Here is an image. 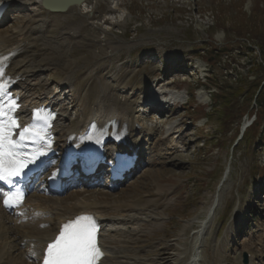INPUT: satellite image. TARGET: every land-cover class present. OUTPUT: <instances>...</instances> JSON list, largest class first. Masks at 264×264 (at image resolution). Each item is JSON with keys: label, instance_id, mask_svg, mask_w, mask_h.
Instances as JSON below:
<instances>
[{"label": "rangeland", "instance_id": "374dc122", "mask_svg": "<svg viewBox=\"0 0 264 264\" xmlns=\"http://www.w3.org/2000/svg\"><path fill=\"white\" fill-rule=\"evenodd\" d=\"M86 3L87 13L75 6L50 13L27 9L0 22V36L12 43L19 28L45 17L50 37L64 28L72 32L83 21L74 40L66 41L77 64L74 87L66 89L69 127L87 116L102 95L105 105L126 103L133 116L152 96L174 101L172 96L179 95L166 108L151 105L139 114V124L145 119L144 127L152 132L151 143L173 140V148L164 156L157 151L151 163L134 167L113 187L102 173L98 180L89 179L91 185L78 179L79 186L68 187L62 200L69 206L82 199L107 203L118 219L107 220L116 231L104 236L130 234L119 247L123 253L114 255L123 263L184 264L196 250L208 248L219 264H264V138L250 145L240 140L243 125L256 112L257 123L246 128L255 138L264 134V105L258 109L255 99L249 100L246 110L247 96L233 103L211 96L225 94L239 74L246 75L255 60L264 58L258 46H264V0ZM60 70L52 67L41 76L57 93L65 76ZM150 151L145 150L143 160ZM128 209H133L132 218L122 220ZM11 212L3 211L9 233L7 238L0 234V249L5 248L0 253L17 258Z\"/></svg>", "mask_w": 264, "mask_h": 264}, {"label": "bare ground", "instance_id": "6f19581e", "mask_svg": "<svg viewBox=\"0 0 264 264\" xmlns=\"http://www.w3.org/2000/svg\"><path fill=\"white\" fill-rule=\"evenodd\" d=\"M63 1L50 0V3L58 4ZM32 8L41 9V0H8L4 11L5 15L0 22L15 18L21 15L23 11ZM77 8L80 13H87L90 6L84 2L82 5L77 6ZM46 12L50 13L49 11ZM109 18L112 19L111 16ZM48 20V17H45L34 26H27L24 29L19 28V38L12 43H9L3 36H0V56L10 52L13 53L3 68H1L3 75H1L0 79L11 77L16 80L13 90L21 97L23 103L20 114L23 124L26 125L31 119L33 109L42 104L52 106L54 110L59 111L54 125L55 134L58 139L55 145V154L58 158L68 148L76 145L80 138V133L84 132L88 126L87 121L93 119H97L100 123L114 119L119 124V130L123 129V132L119 136L120 142L108 143L104 148V155L107 158L105 163L107 164L109 162L112 164L115 163L114 155L119 151L136 153L137 158L133 161V166L135 167L147 164L148 162L151 163L152 160L150 158H153L154 154H157V151H160L161 156L170 153V149L173 148V140L168 143L164 140H159L156 144H152L151 140L153 135L151 130L146 129L143 123L141 125L139 124V110L136 112V116H133L126 103L118 101L115 105H105L103 103L104 95L97 98V103L95 102L97 106L90 108V113L88 112L87 116L77 120L73 127H69L71 119L66 105V89H72L74 87L72 75L75 73L77 64L71 60L72 57L70 58L69 46L71 44L67 45L66 41L74 40V33L76 34L78 32L77 28L83 21L77 26H74L75 28H72L74 29L72 32L66 31L64 28L56 36L50 37L47 35L49 32ZM52 67L61 69L63 71L62 74L65 75L64 80H61L63 83L62 86L57 87L62 95L59 92H55V89H49L44 81H42L41 76L43 73ZM172 97L176 101L179 95ZM151 147L153 150L148 153L147 159L143 160L142 154ZM56 164L57 160L56 162H53V160L47 162L45 172L41 174L40 178L28 184V193H26L23 203L12 209L10 222L13 225L12 227L15 233L13 234L17 237L16 244L20 253L17 258L14 256H12L13 258H9L5 253H0V264H43L47 243L55 237L63 225L69 221H73L76 216L89 214L95 215L96 217V223L98 225L97 241L106 253V256L101 260L100 264H127L123 263L119 257L114 255L121 253L122 250H119V247L125 243L124 239L129 237L130 234L122 235L123 233L117 234L116 232V236L114 234L107 238L103 234L105 231L109 233L116 231L112 229L107 220L117 215L111 213L107 203L103 204L97 199H82L74 200L71 206H69L66 201L62 200L61 196L67 191L68 186L70 187L69 190L79 186L78 182H75L73 185L71 183L67 184L63 192L52 193L49 190L48 178L55 171ZM107 164L103 165L108 170L105 174L107 177L105 182L108 186L113 187L118 184L119 180H111L114 174L111 171L112 166ZM99 175L97 173L94 176L95 180L99 179ZM84 183L91 185L94 182L86 179ZM74 192H77V194L82 193L77 190ZM3 197L0 191V234L7 238L8 236L6 235L9 232L7 230L6 217L3 214L6 208L1 204ZM121 197H124V195ZM116 206L124 205L120 204ZM127 211L128 214L120 215L122 220L132 218L133 215H129V213H133V209H128ZM105 227L108 228L105 229ZM3 249L0 250L3 251ZM108 252L111 253L110 257L107 256ZM210 252L211 250L209 251L208 248H203L199 253L196 250L195 256H192L193 259L189 262H184V264H219ZM199 254H201L200 259L198 258ZM174 257L178 259L179 255Z\"/></svg>", "mask_w": 264, "mask_h": 264}, {"label": "snow or ice", "instance_id": "6c2138e0", "mask_svg": "<svg viewBox=\"0 0 264 264\" xmlns=\"http://www.w3.org/2000/svg\"><path fill=\"white\" fill-rule=\"evenodd\" d=\"M4 115L0 109V117ZM13 127H19L14 118L0 119V180L20 175L27 163L34 162L33 157L18 151L24 147L29 128L25 127L20 132L18 140H12ZM5 204H8L7 199ZM96 231L95 220L88 215L78 216L64 224L59 235L48 244L43 264H96L103 255L96 243Z\"/></svg>", "mask_w": 264, "mask_h": 264}, {"label": "trees", "instance_id": "16d2710c", "mask_svg": "<svg viewBox=\"0 0 264 264\" xmlns=\"http://www.w3.org/2000/svg\"><path fill=\"white\" fill-rule=\"evenodd\" d=\"M258 46L262 52L261 54L263 55L264 46L263 45H258ZM247 49L251 51L250 48ZM245 74L246 75L244 76L239 74L237 81H235L236 83L234 85L231 84L230 86H228V91L225 94H218L220 92L212 93L211 96L213 97V99L217 100V97H219L223 103L225 102L233 103L236 97L247 96V99L244 101L246 102L245 106L243 107L244 109L247 110L249 108L250 103H248V101L253 99H255L257 108L258 109L262 108V106L264 105V58L262 57L261 62H257L255 60L252 66L248 68V73ZM252 74H253V79H249V76H251ZM217 89L218 91H223L222 88L218 86V84H217ZM212 111L210 112V114L212 113ZM231 120L232 117L230 114L228 122L229 121L232 122ZM257 121H258V114L256 112V117L254 120H252L249 127L254 126L257 123ZM262 128L264 130V123H262ZM244 130L245 131L243 132L240 140L246 145H250V143L252 142L257 143L260 141V138L262 139L264 138V134L262 133H260L259 136L255 138L251 136L248 128ZM255 139L257 140V142H255L256 141Z\"/></svg>", "mask_w": 264, "mask_h": 264}, {"label": "water", "instance_id": "95a60500", "mask_svg": "<svg viewBox=\"0 0 264 264\" xmlns=\"http://www.w3.org/2000/svg\"><path fill=\"white\" fill-rule=\"evenodd\" d=\"M87 0H64L61 3L53 4L48 0H41L42 8L49 12H66L70 7L82 5Z\"/></svg>", "mask_w": 264, "mask_h": 264}]
</instances>
